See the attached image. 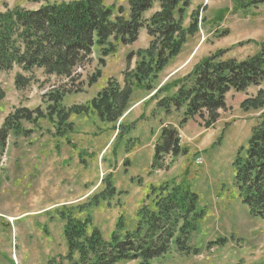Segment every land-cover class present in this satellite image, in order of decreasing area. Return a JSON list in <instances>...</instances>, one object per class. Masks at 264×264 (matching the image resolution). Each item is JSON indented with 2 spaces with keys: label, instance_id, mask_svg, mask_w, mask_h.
Masks as SVG:
<instances>
[{
  "label": "trees",
  "instance_id": "trees-1",
  "mask_svg": "<svg viewBox=\"0 0 264 264\" xmlns=\"http://www.w3.org/2000/svg\"><path fill=\"white\" fill-rule=\"evenodd\" d=\"M33 1L38 3L36 8L6 5L0 10V72L18 68L17 88L29 84L30 78L24 73L35 68L49 76L67 77L69 85L47 92L45 108L22 107L6 117L0 128V159L10 132L25 136L32 132L33 129H23V121L34 126L51 121L53 137L71 144L69 136L75 129L72 116L91 114L112 123L118 131L111 143V148H115L112 154L116 156L123 134L131 132L136 125V121L126 125V114L132 107L131 95L135 88H142L157 100L159 110L166 117L174 112L180 115L178 126L167 119L162 122L154 144L151 172L168 170L177 157L189 153L182 144L180 128L189 120L197 119L205 127L213 126L227 109L230 92H245L264 81L263 43L258 52L241 59L228 56V50L218 49L196 62L180 78L157 84L161 72L182 53L189 38L207 24L199 6L192 9L193 0H129L127 10L120 7L117 13L107 0ZM241 6L245 5L239 3L235 8L243 9ZM225 10H220L214 22L222 21ZM143 29L149 36L148 46L127 54L123 83L110 77L86 103L69 107L63 104L65 95L84 90L86 80L78 68L91 64L96 49L100 51L98 63L105 67L107 58L120 46L135 43ZM102 73L97 67L87 78V84H95ZM161 93L165 95L159 98ZM3 98L4 93L0 91V100ZM241 107L245 111L264 109V89L245 98ZM143 118L142 114L139 119ZM134 143L132 146L137 145L136 141ZM125 151H131L129 143ZM127 156L129 154H126V166L130 164ZM233 166L234 186L242 203L252 215L264 217V111L253 125L246 146L238 149ZM103 182L104 179L101 184ZM108 182L104 183L108 189L100 194L103 199L115 194V185ZM145 197L147 200L137 212L134 228L125 229L120 216L109 239L97 226H92L93 218L88 210L82 217L69 210L77 209L70 206L73 204L62 205L59 214L65 224L67 252L48 264H119L133 260L150 264L173 250L181 255L199 254L200 250L191 244L205 214L199 207L198 193L174 180L151 184ZM226 242V238H219L209 241L208 247Z\"/></svg>",
  "mask_w": 264,
  "mask_h": 264
},
{
  "label": "rangeland",
  "instance_id": "rangeland-1",
  "mask_svg": "<svg viewBox=\"0 0 264 264\" xmlns=\"http://www.w3.org/2000/svg\"><path fill=\"white\" fill-rule=\"evenodd\" d=\"M253 2L255 3L250 4L247 0H193L192 9L199 6L202 16H206L207 24L202 25L200 31L189 38L182 53L161 72L157 84L180 78L196 62L218 49L228 50V56L239 59L258 52L264 43V2ZM107 3L114 8L115 13L120 7L125 10L129 7V0H107ZM239 3L245 6L237 10L235 6ZM6 5L36 8L38 3L33 0H0V10L5 9ZM221 9H226L222 21L214 22L213 19ZM145 33L146 30L135 43L120 46L113 56L107 58L105 67L98 63L100 51L96 49L93 56L95 62L83 71L84 80L97 67L103 71L91 88V95L106 85L110 77L123 83L126 56L130 51L148 43ZM147 38L149 39L148 34ZM18 71L16 68L0 72V91L4 93V98L0 100V128L11 112L22 107L45 108L47 92L69 85V82L66 83L67 77L49 76L44 70L35 68L32 72L24 73L30 78L29 84L24 88H17L15 76ZM260 88L264 89V81L259 87H250L245 92H230L227 96V109L221 112L220 119L213 126L205 127L199 119L189 120L180 128L182 144L189 149V153L177 157L174 164L164 171L151 172L154 143L159 137L162 122L167 119L178 125L180 115L174 112L166 117L159 110L157 100L155 102L145 89L135 88L131 95L132 107L128 112L126 125L131 121H136V125L131 132L123 134V140L120 138L121 141L116 142V146L120 144L117 146L116 156L112 154L115 148L105 149L114 135L112 123L94 116L73 115L80 118L69 136L71 145H74L72 136L76 135L77 130L96 129L99 122V148L98 151L79 152L80 161L86 167L85 178L88 179L82 190L93 192L73 205L67 204L76 206L77 209L64 208L76 211L82 217L88 210L93 218L92 226H97L109 239L120 216L123 217L125 229L134 228L137 212L147 200L145 193L151 184L179 181L198 193L199 207L205 212L198 230L191 238V244L200 253L181 255L173 250L152 260L150 264H264V217L252 215L242 203L234 186L233 166L238 149L246 146L253 125L264 111H245L241 103L245 98L256 95ZM163 95L165 94L161 93L159 98ZM85 97H89V94L82 95V98ZM67 101L69 96L63 99V104ZM142 114L145 118L138 119ZM50 122L34 126L23 121V129H33L32 132L28 136L10 132L7 147L1 156L0 163L4 166L0 167V264H48L51 259L59 260L57 257L67 252L65 224L59 211L62 209L60 202L66 196L67 187L74 188L73 181L64 180L59 183V177L53 176L47 184L43 179H37L39 169L33 167L34 161L38 159H34V155H42L39 148L43 144L38 141L53 139L59 150L61 144L63 147L66 142L53 137L51 131L54 127ZM35 138L37 143L34 142ZM135 141L137 145L132 146ZM127 143L131 148L129 153L125 151ZM96 152L99 156L95 157ZM126 154L130 158L128 166L125 164ZM102 179L104 182L101 184ZM109 180L116 187L115 194L103 199L100 194L108 189L107 183H104ZM79 211L82 213L79 214ZM219 238H226V244L208 247L209 241ZM119 264L141 262L133 260Z\"/></svg>",
  "mask_w": 264,
  "mask_h": 264
},
{
  "label": "crops",
  "instance_id": "crops-1",
  "mask_svg": "<svg viewBox=\"0 0 264 264\" xmlns=\"http://www.w3.org/2000/svg\"><path fill=\"white\" fill-rule=\"evenodd\" d=\"M142 30L140 32L139 39L142 38ZM145 40L149 43V39L147 38V33H145ZM148 43L141 47L145 48L148 46ZM95 60H92V64ZM94 85V84H93ZM87 84V79L84 84L83 92H72L65 95L64 99L69 96V101L65 102V104L69 107L78 103H86L88 100L93 98L99 90L96 91V94H90V90L93 87ZM85 93L89 94V97L82 98V95ZM91 117H98L96 114H91ZM78 118L72 116L75 127L77 125ZM82 120V119H79ZM76 121V122H75ZM96 129H82L77 130L76 135L73 134L72 139L74 145H68L64 143V146L60 148V150L56 149L55 142L53 139H48L45 141H38L40 144H43L39 150L42 155L38 156L35 154L34 159L38 158L34 161V168H38L39 174L37 173V179L40 181H44L48 184L49 180L53 179V176L59 177V183L64 180H72L74 188L72 186L67 187V193L64 198L61 199V205L74 203L79 200H83L89 196L92 190H82L84 186L87 185L88 179L85 178V165L81 163L79 152L80 150H89V151H98L99 148V122H97ZM41 136V135H40ZM76 136V137H74ZM40 138V137H39ZM33 140V138H32ZM53 140V142H52ZM34 142L37 143L36 138ZM110 142V141H109ZM109 142L107 145H109ZM75 146V148H74ZM107 147V146H106ZM105 147V149H106ZM62 149V150H61ZM95 157L99 156L98 152L95 153ZM94 155V153H93ZM97 161V160H96ZM44 182H40L43 184Z\"/></svg>",
  "mask_w": 264,
  "mask_h": 264
}]
</instances>
